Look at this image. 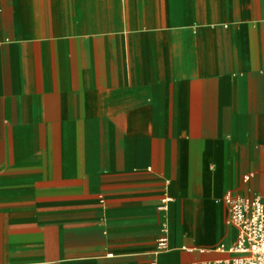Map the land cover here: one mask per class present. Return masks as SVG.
<instances>
[{"label":"crops","instance_id":"obj_1","mask_svg":"<svg viewBox=\"0 0 264 264\" xmlns=\"http://www.w3.org/2000/svg\"><path fill=\"white\" fill-rule=\"evenodd\" d=\"M226 195L264 202V0H0V264H215Z\"/></svg>","mask_w":264,"mask_h":264},{"label":"built area","instance_id":"obj_2","mask_svg":"<svg viewBox=\"0 0 264 264\" xmlns=\"http://www.w3.org/2000/svg\"><path fill=\"white\" fill-rule=\"evenodd\" d=\"M225 201L229 208L227 222L236 228L237 236L228 249L232 256L215 264H264V202L230 195L225 196ZM159 208L165 209V206ZM159 247L167 248L164 237L160 238Z\"/></svg>","mask_w":264,"mask_h":264}]
</instances>
